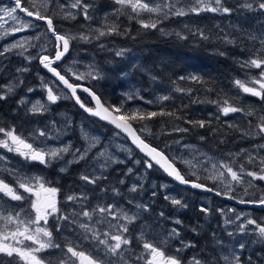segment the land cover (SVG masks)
<instances>
[{"label":"snow or ice","instance_id":"6c2138e0","mask_svg":"<svg viewBox=\"0 0 264 264\" xmlns=\"http://www.w3.org/2000/svg\"><path fill=\"white\" fill-rule=\"evenodd\" d=\"M120 8L117 12L124 14L128 11L129 19L136 20L140 26L144 29H157L158 23L162 19L170 18L171 16L183 17L190 14L200 15L202 12H211L215 14L231 15L234 11L233 8L226 6L225 0H114ZM92 7L87 0H70L69 3H60L59 0H14V6L11 9H6V14L13 20L19 23V27L11 29L14 32H20L30 27H34V21H42L46 25L47 33L51 34V40L53 43L52 55L43 54L47 53L46 46L41 45V53L37 56L27 55L24 53L27 51L25 45L35 47L28 39L17 41L16 43L4 48L0 51V56H4L6 53L11 52L13 49H21L16 54L23 56L26 61L31 63L33 59H38L40 64L48 70L57 80H59L65 88L70 91L71 98L75 99V102L84 109L85 112L92 116H97L102 120H106L113 124L117 129L126 133L131 138L132 143L145 154L148 159L144 160L146 169H151L155 165H159L168 176L173 177L181 184L190 185L194 189H202L205 191H213V188L208 187L206 184L198 182L200 177L196 173L197 168H202L203 171L208 172L209 175L206 179L213 182H219L223 184L228 190H233L234 184L247 183L249 187L253 186V181H264V157L253 156L251 153H247L246 149H242V153H247V162L253 164L259 159L260 167L258 171L246 170L244 165H239L238 168H234L233 161H213L212 157L206 154L203 161H197L193 163V159H186L184 156H172L166 154L164 149H158L155 146L150 145L144 138V133L151 134V129L144 121L150 120L156 116H174L176 119H181L175 112H166L161 110L156 111H144L136 108L132 110H124L121 106H105L99 96L96 95L88 87H83V91L87 92L95 101V107H87L77 95V89L82 86L70 82L72 77L75 80L103 79V73L95 65H89L86 73H78L72 71L71 68L67 69L64 74L58 70L54 65L57 62L62 61L65 55L70 50V45L73 41L79 40L86 43H91L92 39L99 40L101 37L109 35L124 34L121 32L119 25L113 23L106 25L104 28L95 29V35L93 36L87 32H79L78 34L62 33L54 25V18L57 15H61L64 19H76L77 15H83L85 20H90L89 9ZM240 8L248 11H260L264 12V0H243V3L239 5ZM76 10L73 12L72 10ZM24 13L26 17L33 18L31 20H24L22 17L15 15V13ZM49 12L52 14L49 15ZM142 13L155 14L156 19L152 20L151 17L146 21L142 18ZM7 34V33H6ZM198 35L202 40L211 41L212 37L207 35L204 30L196 29L193 33ZM182 39L186 37L181 36L180 33H176ZM39 36L35 39L39 40ZM248 38L253 41H258L260 48L249 56L248 59L241 62L240 67L242 69H258V74L250 76L241 80L236 79L234 85L250 96L258 98L261 102H264V34L257 37L253 34H249ZM217 40L224 44H235L234 38H230L228 35L217 36ZM101 48L105 46L100 44ZM128 49L115 50L114 55L116 57H125ZM224 55L223 52L219 53ZM131 68H137L135 63L129 65ZM17 72H27V67L18 68ZM68 73H71L69 76ZM121 75H127L123 69H121ZM153 80L155 76L151 77ZM179 79L183 80L186 77L181 76ZM187 79L202 82L198 76H190ZM23 80L19 81L22 84ZM41 84L46 91V101L36 100L31 103L29 111L33 115H43L49 110V104H56L61 99H68L67 94L59 95L54 92L53 87L43 81L41 78ZM18 85L8 84L0 86V101L8 99V97L15 91V87ZM177 91H185L184 89L177 88ZM29 92L33 89L29 88ZM190 91V90H188ZM138 93L129 95L128 99H134ZM143 99V97H140ZM167 95L160 96L157 101H146V103H155L169 100ZM20 105L28 103L24 98L18 102ZM219 111L227 116L230 113L243 112L247 116L255 115L252 110H245L243 107L235 106L230 103L228 99H224L221 103H218ZM187 123L193 124L196 127H206V122L201 121H187ZM69 120L65 121L63 126L57 128L55 122L52 124V129L55 130V135L46 126L44 129L37 128L29 136H25L22 133H18L15 126L4 127L0 126V148L6 149L8 152H13L26 161L36 162L44 167H50L54 162L64 160L66 155H71L72 159L66 160L64 166L59 169L60 172H67L68 167L72 164H79L81 161H87L89 153L98 143L97 137H88L87 133L82 131L83 138L88 142L87 146L83 149L73 148L71 143L63 144L61 146H51L47 143L50 139L59 140L60 137L65 134L66 129L70 126ZM135 124H140L137 129ZM249 129L243 131L244 136H259L264 138V114L259 115L258 122L255 127H251V121H249ZM229 127L235 128V125H229ZM175 131L187 132L188 128H175ZM40 138H43L42 140ZM203 140L204 137H201ZM176 143H179L177 141ZM167 147V146H166ZM185 148L190 146L184 145ZM264 149V144L259 145ZM131 153V149H126ZM231 155V154H230ZM235 155H240L236 153ZM6 157L0 155V161H5ZM96 164L89 165L93 167V172L89 173L85 170L81 173L79 179L85 183V185H98V182L107 177L104 172L109 167L110 163H123L105 151H100L94 157ZM137 164L141 161L137 160ZM178 163L184 164L190 169L191 175H197L196 180H189L186 178V174L182 173L181 169L177 167ZM210 164L211 168L207 165ZM5 171L15 179V186L0 178V194L9 198L12 201H28L29 208L8 209L0 206V264H6L4 257L9 258L8 264H51L50 261H46L40 253L48 249H60L61 257L58 259L57 264H253L252 255L244 257L246 251L247 241H236L231 247H225L224 242L220 239L214 241L215 246L212 251L216 255L209 253H198L185 260L182 257L183 253L187 249H194L196 244L191 241L185 242L180 239V247H176L173 252H169L168 248L170 241L179 239L181 237V229L179 227H172L170 230H163L158 233V239L150 238V233L153 231L152 226L149 224L142 225L139 234L134 238L130 234V225L135 224L142 217V213L149 212L150 208L148 204L136 203L135 198L129 199V208L122 207L119 203L113 202L108 204H97L94 207H90L86 204L89 197L86 192L79 194H70L66 197V200L73 203L80 204V211H73L70 214L64 213L59 207V201L57 194L60 189L52 187L50 181L39 175H26L22 174L19 170L7 168ZM99 173V174H96ZM133 169L128 168L127 173L132 174ZM250 177V180L245 181L244 177ZM118 183L123 184L124 180H120ZM143 187L142 184L133 183L129 188L132 193L138 192ZM166 187V185L164 186ZM29 195L26 197L21 192ZM107 191V189H102ZM111 191L114 195L119 196L120 191L118 188H112ZM227 194V193H225ZM155 195V193H153ZM216 195H221L219 191ZM233 198V197H229ZM166 200H169L173 206L179 208H186L181 199H177L172 196H165ZM240 203H247L253 205H259L264 207V195L254 200L245 201L241 199ZM6 203V202H5ZM132 207L136 211H132ZM200 212L208 214L209 208L201 207ZM160 217H164L165 213L161 211ZM54 221V227L57 232H60L65 227L75 226L80 230L79 236L83 240H90L95 242V247L91 251H86L80 247L79 244H74L69 241L63 247L57 243L53 236L52 228L49 226V218ZM236 220H241V215L236 216ZM107 224L108 228L105 231H101L97 225ZM172 223L176 226H181L183 221L175 219ZM235 223L232 220H226L225 224ZM249 226H252L249 228ZM238 231L241 234L248 235L251 233L255 237L252 243L264 245V222H258L255 219L245 217L244 222L238 226ZM195 232V229H192ZM228 236L232 237L233 232L229 231ZM215 236V234H214ZM135 239L136 247H139L141 251L136 254L133 249V243ZM102 253V255H101ZM127 253V255H126Z\"/></svg>","mask_w":264,"mask_h":264},{"label":"trees","instance_id":"16d2710c","mask_svg":"<svg viewBox=\"0 0 264 264\" xmlns=\"http://www.w3.org/2000/svg\"><path fill=\"white\" fill-rule=\"evenodd\" d=\"M91 3L95 6H104L107 4L112 6L114 4L112 0H93ZM225 3L226 6L234 9L233 12L239 9L238 0H225ZM227 16L228 15L212 13L200 16L175 17L170 20L162 19L161 22L158 23L157 29L142 28L136 20L129 19L128 12L124 14L120 12L116 14L110 13L107 17L103 16L94 21L98 27L104 28L106 25L116 23L124 34H113L101 37L99 40H93L91 43L81 42L80 44L74 45V47L80 50L82 52L81 54L90 56L91 59H94L96 63L114 76H110L109 79H106V82L97 81L82 85L94 91L106 107L121 106V99L126 98L123 94L128 90L127 87H129V82L127 80L119 81L122 77L111 70L109 65L117 61L123 62L122 59L114 55L115 50L128 49L132 52H138L141 55V60L137 68L131 69V76L133 81L137 80L136 82L143 85L144 88L140 90L141 95L137 96L148 99L147 101H149V99L157 101L158 97L166 94L170 99L151 104L139 101L141 105L136 108L144 111L160 112L164 110L166 112H175L181 117V119H176L174 116L158 115L150 120L144 121L143 123L149 126L151 132L154 131L152 135L156 137L146 142L158 149H164L165 152H167V142L171 139L179 138L178 133H181L174 129L177 127L188 128L189 131L184 132L187 140L198 144L205 150L218 155L222 159L226 158L232 160L236 163L235 165L237 167L243 164L246 170L258 171L260 166L259 159H257L255 163L249 164L247 160L244 159V154L246 153H242L241 150L246 149L247 152H250L253 156L264 157V153H262L259 147L264 140H262L261 137L253 138L243 135V131H247L246 125H249L247 124L248 121L254 123L257 121L256 115L264 109V102H261L256 97L241 93L234 85V81L236 79L245 78L251 75V73L258 74V69H242L240 64L242 61L248 59L249 56L253 55L261 46L258 42L248 41L249 39L247 36L242 40L235 35H229L230 38L235 39V44H224L217 40L216 37L218 35L223 36L226 34L222 29L227 28L224 23ZM56 22L57 21L54 20V24ZM256 22L260 25H252L254 29L253 32L255 34L258 33L260 36L264 34V18L256 19ZM73 26L76 27L77 24ZM257 27L259 31H255ZM167 29L172 30V33H165L164 31ZM196 29L204 30L207 35L212 37L211 41L202 40L198 35H194L193 33ZM176 33H180L181 36L186 37V39L180 38ZM102 42H106L104 48L100 47ZM106 48H110V50H105ZM221 52H223L224 55H220L219 53ZM23 64L24 62L22 61L17 64L16 59L12 58L11 65L6 67L7 69L5 72H7L8 68L17 70L19 65L23 66ZM139 68H143L147 73H143ZM29 70L30 71L26 72L25 76L22 77L21 80H23V83L19 84L16 94L9 96L8 99L4 101H0V126H15L18 133L27 136L30 123L33 122L35 126L41 125L42 128H45L48 126V123H46L43 118H47L49 122L50 117L55 118L56 112L65 111L76 115H84L73 100H62L53 106V108H55L53 112L50 110L49 113H44L43 115H33L26 104L20 105L18 102L21 98L28 95H35L39 91V88L42 86L41 78H43L45 83L48 82L47 80L51 79L40 64L34 63L33 65H29ZM152 76H155L156 79L153 80L151 78ZM181 76L186 77V79H179ZM190 76H198L201 78L202 82L197 83L196 81L187 79V77ZM29 88H32L34 91L29 92ZM177 88L184 89L185 91H177ZM246 97L247 101L245 99ZM224 99H228L229 102L235 106L254 111L255 115L245 116L242 112H237L245 117L244 119L239 118V114L236 121H229L228 117H224L225 115L222 113L217 115L215 108L218 103H221ZM247 102H251L250 107L247 106ZM136 108L123 106L124 110ZM201 120L206 122V127L199 128L193 124L187 123V121ZM93 122L108 130L113 129L99 121L93 120ZM230 124L236 127H229ZM134 127L138 129L140 124H135ZM201 137H204V139L202 140ZM236 153H240V155H235ZM141 155L139 156L143 158V155ZM9 164L22 174L29 175L35 172L44 174L48 179L53 180L54 183L57 181L56 178L59 177L60 184L58 186L61 189L62 198L70 194L86 192L89 197L86 204L90 207L96 206L97 204L95 202L97 200H99L101 204H108L113 198L116 199V197L113 196L114 193L111 191L112 188H119L120 192L126 189L124 185L118 183L119 176L111 177L113 173L109 174L107 176L108 178L100 180L96 186L85 185V183L79 179L81 173L84 172L80 164L72 166L69 172L66 173L59 172L58 168L54 165L46 168L36 162H30L16 157H13V159L9 161ZM177 166L185 172L183 167L178 164ZM152 169L159 179H167L162 171L155 167ZM0 175L6 182L15 186V179L10 176L7 171L0 170ZM189 179L193 180V178ZM109 180L116 182L111 184ZM204 181L206 180L204 179ZM102 189H107V191H102ZM183 189L193 194V197L188 196L185 200L186 204L190 207L187 209L188 214H193L192 217L188 216L186 219L197 218L198 212H194V210L198 211L199 195L191 188ZM247 193L248 196L245 197V201L259 198L264 194V181H253L252 190L248 189ZM117 197L123 199L124 195L120 194ZM214 199L220 201L218 197ZM61 202L63 205L64 201L62 200ZM162 205H167V201L162 200V203L161 200L157 201V203H154L151 207H161ZM16 206L19 207L18 205ZM150 212L151 211L145 213L147 216H145L143 220L155 218L154 212L153 215H151ZM253 212H255L258 220L264 218V212L260 208H255ZM205 218L206 215L203 213L202 224L204 235L206 237L214 236V232L216 231L214 225H207ZM49 226L52 228L55 241L61 244L62 247L67 244L69 239L64 238L62 230L57 232L54 223L49 224ZM203 245L205 253L215 255L211 249L213 246L212 243L204 240ZM248 255H252L253 264H264V246L254 249L248 248L244 253V257L246 258ZM41 256L46 261H50L51 264H57L61 254L56 249L53 252L42 253ZM4 260L6 264H8L9 258L4 257Z\"/></svg>","mask_w":264,"mask_h":264},{"label":"rangeland","instance_id":"374dc122","mask_svg":"<svg viewBox=\"0 0 264 264\" xmlns=\"http://www.w3.org/2000/svg\"><path fill=\"white\" fill-rule=\"evenodd\" d=\"M92 1L93 0H87V2L92 5V7L89 9V15L91 16L90 20H85L83 15H77L76 19H64L61 15H57L54 18V20L57 21L54 25L58 29V31H60L62 33H72V34H78L79 32L83 31V32L90 33L94 36L95 35L94 30L101 28L95 24V22H94L95 20L102 18L103 16L107 17L110 13H112V14L119 13L116 10L120 8V5H117L114 2V0H112V2L114 3L112 6L110 4H107L104 6H95L91 3ZM59 2L60 3H69L70 0H59ZM241 3H243V0H238V7ZM13 6H14V3H9L8 0H0V51H2L4 48L16 43L17 41H22V40L28 39L32 45H35V47L25 45V47L27 48V51L24 53L25 56H27V55L37 56L38 53H41V45L46 46L48 49L47 53H43V54H49V55L54 54L53 53V43L51 40V34L47 33L45 24L34 21V25H35L34 27H30V28L25 29V30L20 31V32H14L13 33L11 31V29L20 26L17 21L13 20L10 16H8L6 14L5 10L11 9ZM72 11L75 12L76 10L73 9ZM125 12H128V11L126 10ZM256 12H259V13H256ZM51 14L52 13L49 12V15H51ZM206 14H212V13L211 12H202L200 15H206ZM15 15L22 17L24 20H31L30 18L26 17L25 15L21 14L20 12L15 13ZM194 15L195 14H190V15H186L183 17L194 16ZM200 15H198V16H200ZM142 17L146 21L149 19V17H151L152 20L156 19L155 14H151V13H142ZM175 17H177V16H171L170 18H167L165 20H170V19H173ZM262 18H264V12H260V11L252 12V11H248L246 9L239 7V9H237L236 12H233L231 15H228L226 17V20L224 23L226 24L227 28L222 29V30L224 32H226V35H228V36L229 35H235L242 40H244L245 36L248 37L249 34H253V35L259 37L258 33L255 34L253 32L254 29L252 28V25L259 26L260 24L258 22H256V19H262ZM75 24H77L76 27L73 26ZM227 29H228V32H227ZM255 31H259V28L257 27L255 29ZM164 32L169 34L170 32L172 33V30L167 29ZM37 36L40 37L39 40L35 39V37H37ZM93 40L95 41L96 39H92V41ZM248 41L258 42V41H253L250 39ZM81 42H83V41L76 40V41H73L71 43L69 54L63 59V61L61 62V65H58V66H60V68L64 72L67 71V69L71 68L72 71H74V72L86 73L88 71L89 65H95L103 73V79L93 80V79L89 78V79H84V80L78 81V80H75L74 77H72L71 81L79 83V85L84 87V85H82V84L94 83L97 81L106 82L107 81L106 79H109L110 76L111 77L114 76L113 74L109 73L108 70L102 68L98 63H96V61L94 59H91L90 56H87L86 54H81L82 52L80 50H77L76 47H74V45L80 44ZM101 44L105 45L106 42L105 43L102 42ZM105 50H110V48H106ZM19 51H21V49H13L11 52L6 53L4 56H0V86L13 84V83L18 85L17 87H15V91L10 96H13L16 94L17 89L19 87V81L22 79V77L25 76V73H26V72H17L16 69H11V68H8L7 72H5L7 69L6 67L8 65H11V59L12 58L16 59L17 64L21 61L24 62L23 66L19 65V68L27 67L29 69V65H33L34 63L40 64L38 59H33L31 61V63L29 64V62L26 61L23 56H19L16 54ZM119 58L122 59L123 62L117 61L116 63H112L109 66L111 67L110 68L111 70L115 71L117 74L120 75V77H122V79H119V81L127 80L129 82V87H127L128 90L123 94L124 96H126V98L121 99V105L129 106L130 108H136L139 105H141V103H140L141 101L146 102L148 100V99H140L139 96H136V98H134V99H128L127 98L129 95H131L133 93H138V95H141L140 90L142 88H144L143 85H140L138 82H136L137 80L136 81L132 80V76H131V69L132 68L129 66L131 63H135L136 65H138L140 60H141V55L138 52L130 51V52L126 53L125 57H123V58L119 57ZM58 66H56V67L58 68ZM121 69H123L128 74L127 75H121L120 74ZM30 70H31V68H30ZM139 70L142 71L143 73H147V71H145L143 68H139ZM68 75L70 76L71 73H68ZM254 75H256V74L251 73V75H249L247 77L254 76ZM245 78H242L241 80H244ZM47 81L48 82H46V83L53 87L54 92H56L59 95L67 94L69 96L68 99H61L56 104H58L62 100H64V101L73 100L71 98V96L69 95V93H67L62 87H60L57 83H55L52 78L47 80ZM240 91H241V93H243L242 90H240ZM243 94H246V93H243ZM164 95H166V94H164ZM23 98L26 101H28L26 106L28 108H30L31 103H34L36 100L46 101V91L41 86L39 88V91L35 95L24 96ZM245 99L247 101V97ZM56 104H49L48 105L49 110L45 113L46 114L49 113L50 110H51V112H53L55 110V108H53V106H55ZM247 106L250 107L251 102H247ZM87 107H89V106H87ZM92 107H95V104H93ZM246 110H249V109H246ZM215 112L217 115H219V113H221L218 109V106L215 108ZM239 114L240 113H230L229 115L224 116V117H228L229 121H233V120L236 121L238 119ZM262 114H264V109L256 115L257 121L255 123L251 122L252 128L255 127L256 123L258 122L259 115H262ZM245 116H247V115H245ZM244 117L242 114H240V116H239V118H243V119H244ZM43 120L46 123H48L47 127L49 128V130L52 131L53 135H55V130L52 129L53 122H55L57 128H59L60 126H63L65 124L66 120H69L71 122L70 126L66 129L65 134H63L59 140L50 139L47 141V143L51 146H61L63 144L71 143L73 148L83 149L84 147L87 146L88 142L83 138L81 129H83V131L85 133H87L88 137H97L98 138V143H97L96 147L93 148L92 151L89 153L87 161L86 162L81 161L79 163L81 165V167L84 169L83 171L87 170L89 173H92L93 167H89V165H95L96 167H98V164H96L94 157L96 156V154L98 152H100L102 150L105 151L107 154L111 155L112 157H114L120 161H123V163H110L109 167L104 172V175L106 177L111 173H113L111 175V177L119 176L120 177L119 181L124 180V183L121 185H124L126 187V189L123 192H120V194L124 195L123 199L120 197H117L116 195H113L114 197H116V199L112 197L113 199L110 203L116 202V203H119L124 208H129L130 205L128 204V200L135 198L136 203L148 204L149 208H150L154 203H157V201L161 200V203H162V200H165V201H167V205H169V206H167L168 209H170V207L180 209L178 206H173L169 200H166L165 196L168 195V196L175 197L177 199H181L185 204H186L185 200H186V198H188V196L193 197V194L186 192L183 189V187H180L177 184H175L165 174L164 175L167 177V179H159L156 176V174L154 173L152 168L146 169L145 165H144V160H146L147 158L142 156L141 153L139 154V151H137L133 147L130 140L123 133L117 131L116 129L108 130L105 127H101L99 125H96L93 122L94 119L90 118L88 115H85V114L84 115H82V114L76 115L74 113H69V112H65V111L56 112L55 118L50 117L49 122H48L47 118H43ZM247 124H249V121ZM246 126H247V130H248L250 125H246ZM40 127H41V125L35 126L33 124V122L30 123V125L28 126L29 133L27 136H29L37 128L44 129V128H42V127L40 128ZM178 132H180V131H178ZM153 133H154V131H152L151 134H148V133L143 134L144 138H146V141L149 139L156 138L152 135ZM178 136H179V138L171 139L166 144L167 145L166 154L169 155V157L184 156L186 159L191 160L195 156L193 163H196L197 161H203L205 159V156H202L201 154H206L207 156L212 157L213 161H221V160L232 161V160H229L226 158L222 159L218 155H215V154L205 150L204 148H202L198 144L187 140V137L184 135V132L178 133ZM250 137L255 138V137H259V136H250ZM40 139L42 140L43 138H40ZM261 139L264 140V138H261ZM177 141H179V143H176ZM262 144H264V141L261 143V145ZM184 145H188L190 147L185 148ZM129 148L131 149V153L126 151V149H129ZM260 149H261L262 153H264V149H262V148H260ZM247 153H250V152H247ZM247 153L244 154L245 160H247ZM0 155L6 157L5 161H0V170H5L7 168L14 169L9 164V161H11L13 159V157L24 159V158L20 157L19 155L15 154L13 152H8L6 149H3V148H0ZM139 155H141L143 158H141ZM70 159H72V156L69 154V155L65 156L64 160L54 162L53 164H59V166L57 168L60 169L61 167L64 166L65 161L70 160ZM137 160L141 161V163L137 164L136 163ZM235 164L236 163H234V165H233L234 168H238ZM74 165H77V164L70 165L68 167L67 172H69L71 167ZM178 165H180L181 167H183V169H185V172H183L182 170L181 171H182V173L186 174L187 179L193 178V180H196L197 175H198L200 177L198 182H202V181L205 182L204 184H206L210 188H213L214 191H216V192L219 191L222 196H229V197L231 196V197H233L232 199L236 200V202H239L241 199L244 200L245 197L248 196L247 195L248 189L252 190V187H249L247 183L234 184L233 190H228L224 187L223 184H220L218 181L213 182L212 180L206 179V177L209 175V173L203 171L202 168H197L195 170L197 175H191L190 174L191 170L188 169L184 164L178 163ZM154 167L157 168L158 170H160L158 167L155 166V164H154ZM207 167L211 168V165L208 164ZM128 168H132L133 173L125 175L127 173ZM178 168L180 169V167H178ZM160 171H162V170H160ZM96 174H99V173H96ZM29 175L43 176V177H45V179L50 181L52 187H57V182L54 183L53 180L48 179L44 174L35 172V173H31ZM0 178H3V177L0 175ZM204 179L206 181H204ZM244 179H245V181H247L251 178L245 176ZM115 182L116 181L109 180V183H111V184H114ZM133 183L142 184L143 187L141 189H139L138 192L132 193L129 191V188L131 187V185ZM165 185H166V187H164ZM188 188H191V187H188ZM191 189H193V188H191ZM193 190H195V189H193ZM21 191H23V189H20V192ZM195 191L199 195V197H198V200H199L198 208L200 209L201 207H206V208L210 209V212L208 214H205L206 215V218H205L206 224L207 225H211V224L214 225V228L216 230L214 232L216 239L222 240L224 242V245L226 248L231 247V245L233 243H235L236 241H247L248 243L246 245V250L248 248L254 249L257 247L264 246L262 244L252 243V241L255 239V237L253 235H251V233H249L248 235H244V234L239 233L238 227H237L240 223L244 222L245 217L255 219L258 222H264V218L259 219V220L257 219L255 212H253V210L255 208H253L251 210L249 207H244L242 205H238V204H236V202H234L232 200L223 199V198H220V197L212 195V194H207V193H204L203 191L198 190V189H196ZM153 193H155V195H153ZM225 193H227V194H225ZM22 194L26 197L29 195L28 193H24V192ZM262 195H264V194H262ZM217 197L220 198L219 199L220 201H216L214 199ZM59 199L64 201L63 205L66 207V209L69 213L73 212L74 210L75 211L81 210L79 203L69 202L66 200V197L62 198L61 195L59 196ZM95 203L101 204V202L99 200H97ZM102 204H107V203H102ZM16 205H18L19 207H17ZM0 206H3L4 208H8V209H15L17 211L21 208H24L25 210H27L29 208V204H28L27 200H25V201H12L9 198L4 197L3 194H0ZM131 210L136 211V209L134 207H132ZM261 210L264 212V209H261ZM145 213H147V212H145ZM145 213H142L141 219H144L145 216H147V215H145ZM237 215H241V220H236ZM226 220H232V221H235V223L225 224ZM97 226L102 228V229L100 228L101 231H105L108 228L106 223L102 224V225H97ZM251 227L252 226H249V228H251ZM64 229L69 230V231H73V232L75 231L74 234L75 235L77 234L76 240L74 242L72 240H69V241H71L74 244H79L82 249H84L86 251H91L95 247L94 241L83 240L82 238H80V236H79L80 230L78 228H76L75 226L65 227ZM229 231L234 233V235L232 237L228 236L227 233ZM214 246H215V244L213 245V247ZM55 250L56 249H48L42 253H49V252H53ZM57 250L62 255V253L60 252V249H57ZM42 253H40V255ZM101 255H102V253H101Z\"/></svg>","mask_w":264,"mask_h":264},{"label":"flooded vegetation","instance_id":"af4514ba","mask_svg":"<svg viewBox=\"0 0 264 264\" xmlns=\"http://www.w3.org/2000/svg\"><path fill=\"white\" fill-rule=\"evenodd\" d=\"M58 69L64 74V71H62L60 66H58ZM71 82H73V81H71ZM73 83L79 84L76 82H73ZM79 96L85 105L92 107L94 102L90 98H88L83 93H79ZM52 165H54L56 167L59 166V164H52ZM42 167H44V166L42 165ZM63 173H65V172H63ZM59 179L60 178L57 177L56 178L57 181H55V182H57V188H59L58 185L60 184ZM21 192H23V191H21ZM60 195H62L61 189H60V192L57 194V198L59 201V207H60L62 212L69 213L67 211L66 207L64 205H62V202H61L62 200L59 199ZM167 206H169V205H162L161 207H159V206L158 207H150V211H151L150 213H151V215H153V212H154L155 218H151L148 220L139 219L135 224L129 226L130 227V234L135 238L139 234L142 225L149 224L152 226V229H153V231L150 233V238L158 239L159 237L157 236V234L161 233L163 230H170L172 227H179L181 229V237L179 239H174V240L170 241V245H169L168 250H169V252H173L176 247H180V242H179L180 239H183L185 242L191 241L192 243L196 244L197 247L194 249H187L183 253H181L182 257H184L185 260H187V258H190L191 256L196 255L198 253H205V248L203 245L204 240L209 241L213 245L215 244L214 241L216 240V236L206 237L204 235V228H203V224H202L203 213L200 212L199 208H198V211L194 210V212H198L197 218L186 219V217H188V216H190V217L193 216V214H188L187 209L190 208L189 205H187L186 208H180V209L171 208V207H170V209H168ZM158 209H159V213L161 211H163L165 213L164 217H160V215L158 213ZM175 219L182 220L183 224L181 226L174 225L172 223V221ZM53 223H54V221L50 217L49 218V224H53ZM192 229H195L196 231L193 232ZM62 232H63L65 239H69V240H72L74 242L77 238L76 237L77 234L76 235L74 234L75 231L74 232L66 231L63 228ZM211 249H213V246ZM133 250L135 251L136 254H139V252L141 251V249L139 247H136L135 239H134V243H133V249H131L130 251H133ZM214 254L216 255V253H214ZM126 255H127V253H126ZM140 264H143V262L141 261Z\"/></svg>","mask_w":264,"mask_h":264},{"label":"water","instance_id":"95a60500","mask_svg":"<svg viewBox=\"0 0 264 264\" xmlns=\"http://www.w3.org/2000/svg\"><path fill=\"white\" fill-rule=\"evenodd\" d=\"M8 2L9 3H14V1L12 2V1H10V0H8ZM21 14H23L24 15V13H21ZM28 18H30V17H28ZM30 19H33V18H30ZM35 22H39V23H42V24H44V22H42V21H35ZM70 51V50H69ZM69 54V52L65 55V57L67 56ZM64 57V58H65ZM63 58V59H64ZM63 59H62V61H63ZM62 61H60V62H57V64L56 65H54L55 67L56 66H58V65H61V62ZM44 68V67H43ZM45 69V68H44ZM59 70V69H58ZM45 71L47 72V74L49 75V77L50 78H52L53 80H54V82L55 83H57L60 87H62L65 91H67L69 94H70V91L67 89V88H65L64 87V85L59 81V80H57L50 72H48V70L47 69H45ZM60 71V70H59ZM62 73V72H61ZM63 74V73H62ZM71 82V81H70ZM83 86L81 87V88H78L77 89V95H78V93H84L85 95H87L93 102H94V104H95V101L92 99V97L87 93V92H84L83 90ZM71 95V94H70ZM97 95V94H96ZM98 96V95H97ZM73 99V101L75 102V99L74 98H72ZM102 102V101H101ZM76 103V102H75ZM77 104V103H76ZM77 106L80 108V106L77 104ZM80 110L85 114V115H88L90 118H92V119H94V120H96V121H99V122H101V123H103V124H106V125H108V126H110V127H112L113 129H116L117 131H119V132H121V133H123L129 140H130V142L132 143V140H131V138L130 137H128L127 136V134L126 133H124V132H122L121 130H119V129H117L113 124H111V123H109L108 121H106V120H102V119H100L99 117H97V116H92L91 114H89V113H87V112H85L84 111V109H82V108H80ZM132 145H133V147L137 150V151H139V153H141L144 157H146L145 156V154L143 153V152H141L133 143H132ZM147 159H148V157H146ZM154 164H155V162H153ZM156 167H158L160 170H162L163 171V169L162 168H160V166L159 165H155ZM178 167V166H177ZM164 172V171H163ZM164 174L168 177V178H170L175 184H177L178 186H180V187H183V188H188V187H191L190 185H185V184H181L179 181H176L173 177H170V176H168L167 175V173H165L164 172ZM192 188V187H191ZM194 189V188H193ZM196 190V189H195ZM198 190H201V191H203L204 193H207V194H212V195H215V196H218V197H220V198H223V199H229V200H232V201H234V202H236V200H234V199H232V198H229V196H222V195H216V191H211V192H209V191H205V190H202V189H198ZM236 204H238V205H242V206H244V207H249L251 210L253 209V208H261V209H264V207H261V206H259V205H253V204H247V203H240V202H236Z\"/></svg>","mask_w":264,"mask_h":264},{"label":"bare ground","instance_id":"6f19581e","mask_svg":"<svg viewBox=\"0 0 264 264\" xmlns=\"http://www.w3.org/2000/svg\"><path fill=\"white\" fill-rule=\"evenodd\" d=\"M126 84V83H125ZM67 92V91H66ZM68 93V92H67ZM70 95V94H69ZM71 96V95H70ZM119 189V188H118ZM120 190V189H119Z\"/></svg>","mask_w":264,"mask_h":264}]
</instances>
